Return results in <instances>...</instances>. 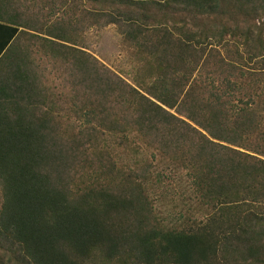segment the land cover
<instances>
[{
  "label": "trees",
  "instance_id": "obj_1",
  "mask_svg": "<svg viewBox=\"0 0 264 264\" xmlns=\"http://www.w3.org/2000/svg\"><path fill=\"white\" fill-rule=\"evenodd\" d=\"M34 1L0 0V264H264V0Z\"/></svg>",
  "mask_w": 264,
  "mask_h": 264
},
{
  "label": "rangeland",
  "instance_id": "obj_2",
  "mask_svg": "<svg viewBox=\"0 0 264 264\" xmlns=\"http://www.w3.org/2000/svg\"><path fill=\"white\" fill-rule=\"evenodd\" d=\"M62 1L63 0H57V2L54 3V6H60ZM71 1L72 0H69L64 4L65 8L73 7ZM48 3L49 0H35L34 2L28 3V5L31 7H40L42 5L47 6ZM80 3L82 6H84L83 9H90L89 4L87 5L85 2ZM58 15L50 18V21L54 22L60 19ZM80 37L81 39L83 38L84 46L88 49V51L93 53L96 58H98L104 65H106L116 74L120 75L126 79L127 82L131 83V78L128 73L132 67L131 61L133 60V54L127 46L123 45L120 34L113 26L102 25L97 30H94V28H84V33H81ZM23 41H25V39ZM47 63H49V67L53 65V62L50 60H47ZM63 117L64 121L70 124L74 122L73 115H67Z\"/></svg>",
  "mask_w": 264,
  "mask_h": 264
}]
</instances>
